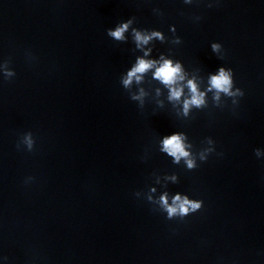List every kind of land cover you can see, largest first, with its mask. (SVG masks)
<instances>
[{"label":"water","instance_id":"obj_1","mask_svg":"<svg viewBox=\"0 0 264 264\" xmlns=\"http://www.w3.org/2000/svg\"><path fill=\"white\" fill-rule=\"evenodd\" d=\"M0 264H264V0H0Z\"/></svg>","mask_w":264,"mask_h":264},{"label":"clouds","instance_id":"obj_2","mask_svg":"<svg viewBox=\"0 0 264 264\" xmlns=\"http://www.w3.org/2000/svg\"><path fill=\"white\" fill-rule=\"evenodd\" d=\"M128 25L124 24L121 27H118L115 30H110L109 35L114 37L117 40L123 39V34L127 30ZM153 36L160 35L159 33H153ZM151 36H145L139 32L136 33V40L138 43H147L148 40H150ZM213 48H218V45H213ZM155 64L154 61L145 60L143 58H140L136 64V66L128 73V78L124 81L125 85H128L132 78L135 77L137 80H139L141 77L137 75L138 73L142 74L145 71H147L149 68H151ZM179 72V65L173 66L171 61H164L163 64H161L156 72L155 77L157 79L162 80L165 84L171 85L175 82L177 73ZM182 78V77H181ZM231 85V80L228 75V73L225 72L224 69L220 70V73L218 75H214L211 78V86L216 88L220 91L228 92ZM189 86L192 89L194 95L192 96L190 101H186L185 107L187 108L189 103L194 104H201L203 101V94H196L197 89L196 85L189 81ZM181 95V91L173 88L171 91V97L172 98H179ZM29 147L31 148L32 141L31 137L28 138ZM164 150L168 152L169 155H172L175 157L176 161L178 162L181 157H188L189 153L185 150L184 144L181 140V137L179 135H173L171 137L165 138L163 141ZM188 166L191 168L194 166V162L189 159L187 161ZM161 202L163 205L166 206L169 216L177 214L179 212L181 215L187 214L189 211V208L192 210L197 209L200 205L197 202H193L189 200L187 197H184L181 199L180 195L177 194L176 197H174V201L172 205L168 204V198L167 194L161 197Z\"/></svg>","mask_w":264,"mask_h":264}]
</instances>
